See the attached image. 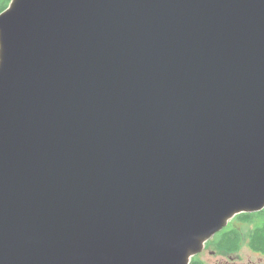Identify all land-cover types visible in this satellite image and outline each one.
Here are the masks:
<instances>
[{"label": "water", "instance_id": "water-1", "mask_svg": "<svg viewBox=\"0 0 264 264\" xmlns=\"http://www.w3.org/2000/svg\"><path fill=\"white\" fill-rule=\"evenodd\" d=\"M263 208L264 0L0 14V264H189Z\"/></svg>", "mask_w": 264, "mask_h": 264}, {"label": "trees", "instance_id": "trees-1", "mask_svg": "<svg viewBox=\"0 0 264 264\" xmlns=\"http://www.w3.org/2000/svg\"><path fill=\"white\" fill-rule=\"evenodd\" d=\"M12 0H0V13L5 11ZM246 228L226 226L212 237L214 245L226 250H239L247 241L249 247L256 252L264 253V208L258 211L242 212L234 216ZM196 264L195 257L190 261Z\"/></svg>", "mask_w": 264, "mask_h": 264}, {"label": "bare ground", "instance_id": "bare-ground-1", "mask_svg": "<svg viewBox=\"0 0 264 264\" xmlns=\"http://www.w3.org/2000/svg\"><path fill=\"white\" fill-rule=\"evenodd\" d=\"M96 96H97L98 99L102 100L103 103H101V104L98 103L97 106L95 107V110L86 113L84 115L83 119L88 117L91 113L97 112L98 113L97 117H99L101 115L105 116L106 114H109L111 119H115V118L119 117L120 120H125V117L123 116L124 109L121 106H119V105H117L115 103H111V102L108 103L107 102V97H105V96H103L101 94H97ZM68 102H69L68 98L67 97H63V98L59 99L58 103L59 104H63V103L67 104ZM81 106L78 105V109H80L79 110L80 113H82ZM110 126L111 125H107L105 123V118H103V117L102 118L101 117L97 118L96 121H95V130H94V132H92V135L93 136L97 135L98 137H111L114 133H113V130H112V128ZM217 233H215V234H217ZM206 240H208V239H205V238L201 239V246H200L199 250L202 249L203 243Z\"/></svg>", "mask_w": 264, "mask_h": 264}, {"label": "flooded vegetation", "instance_id": "flooded-vegetation-1", "mask_svg": "<svg viewBox=\"0 0 264 264\" xmlns=\"http://www.w3.org/2000/svg\"><path fill=\"white\" fill-rule=\"evenodd\" d=\"M241 249L231 251L222 249L210 241L206 243L204 250L195 256L196 264H235L233 255L238 256ZM213 258H215L214 261ZM248 264H264V253L259 254L258 262L250 260Z\"/></svg>", "mask_w": 264, "mask_h": 264}, {"label": "rangeland", "instance_id": "rangeland-1", "mask_svg": "<svg viewBox=\"0 0 264 264\" xmlns=\"http://www.w3.org/2000/svg\"><path fill=\"white\" fill-rule=\"evenodd\" d=\"M227 226H233V227L244 228V229L246 228V225H244L243 223L238 222L236 219H234V216L229 220ZM212 237H214V235ZM212 237L209 240L204 241L202 249L198 253L192 255L190 257L189 261H191V259L193 257H195L197 254L201 253L204 250L206 243L212 241ZM259 254L260 253H258L256 251H254L253 249H251L249 247L247 241H245L242 244V249H241V252L239 253V255L238 256L233 255V256L235 257L234 258V261H236L235 264H248L250 262V260L258 262L259 261ZM214 259L215 258H213L212 260L214 261ZM189 264H191V262Z\"/></svg>", "mask_w": 264, "mask_h": 264}]
</instances>
